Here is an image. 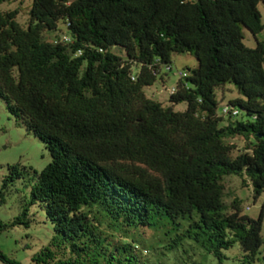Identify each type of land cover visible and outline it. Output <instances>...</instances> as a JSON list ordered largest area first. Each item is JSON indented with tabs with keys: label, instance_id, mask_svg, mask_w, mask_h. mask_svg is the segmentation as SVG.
<instances>
[{
	"label": "trees",
	"instance_id": "trees-1",
	"mask_svg": "<svg viewBox=\"0 0 264 264\" xmlns=\"http://www.w3.org/2000/svg\"><path fill=\"white\" fill-rule=\"evenodd\" d=\"M23 1L0 0V100L52 159L33 172L30 205L56 236L33 263L148 264L146 249L117 234L166 229L180 232L169 249L186 237L222 263L239 244L255 264L264 207L254 220L226 204L225 180L250 181L255 201L264 193V43H244L245 30L264 31V0H32L27 28L2 11ZM61 24L71 43L46 41ZM181 55L198 66L165 107L145 90L165 87L162 68ZM227 86L238 97L226 106L244 117L219 114ZM237 138L247 145L234 156ZM8 173L2 191L25 169ZM26 218L0 221V234ZM0 262L21 264L1 251Z\"/></svg>",
	"mask_w": 264,
	"mask_h": 264
},
{
	"label": "rangeland",
	"instance_id": "rangeland-1",
	"mask_svg": "<svg viewBox=\"0 0 264 264\" xmlns=\"http://www.w3.org/2000/svg\"><path fill=\"white\" fill-rule=\"evenodd\" d=\"M32 0L5 4L3 12L18 11V23L27 28L29 25V12ZM264 23V7H259ZM246 39L244 43L249 48H255L257 41L264 43V31L254 37L247 30L244 31ZM68 36L66 27L61 24L58 32L46 33L45 39L48 42H55L57 37ZM196 59L190 55L174 56L172 72H168L166 67L162 68L161 75H168L170 80L167 89L171 90L178 81L179 71H188L197 68ZM159 84L145 90L146 95L155 101L162 103L165 107L169 105L170 95L167 97L155 96L152 92L159 91ZM238 97L237 91L232 86H227L223 91H218L217 99L221 103L219 114H222V107L228 105L231 100ZM176 112H185L187 106L180 104L175 108ZM241 114L240 117H244ZM237 145L234 156L244 151L247 143L242 138L233 141ZM52 162L51 155L45 145L28 133L23 126H19L9 115L6 106L0 100V221L9 224L18 219L24 210H28V218L23 219V225L16 226L0 234V251L7 257L21 264H34L32 259L48 248L56 234L52 225L47 221L44 210L39 205L31 206L30 185L33 172L42 173ZM18 165L24 173V180L16 182L12 187L2 191L3 180L9 175L8 167ZM226 185V204L230 205L237 200L243 210V215L257 220L264 207V193L255 201L254 189L250 181L243 180L236 176L228 177ZM28 224V225H27ZM172 229V228H171ZM173 236L166 235V229L157 232H147L143 236L142 232L134 234H117L118 240L122 243L139 245L146 249L145 260L148 264H244V253L239 244H234L228 251H223L224 259L222 263L210 253L208 247H204L195 240L182 237L173 249H169L166 240L175 239L180 234L179 231H172ZM182 235V234H181ZM264 239V223L262 229ZM136 242V243H134ZM167 249L165 250V248ZM0 264H2L0 262ZM255 264H264V246L260 249Z\"/></svg>",
	"mask_w": 264,
	"mask_h": 264
},
{
	"label": "built area",
	"instance_id": "built-area-1",
	"mask_svg": "<svg viewBox=\"0 0 264 264\" xmlns=\"http://www.w3.org/2000/svg\"><path fill=\"white\" fill-rule=\"evenodd\" d=\"M62 40L69 44L71 43V38L69 36H63ZM168 72H172L171 68H168ZM189 77V73L186 71L178 72L179 80H186ZM163 92L168 93V95L172 96L176 93V87H173L171 90L166 89L164 86L161 87ZM223 117L232 116L233 118H239L241 116V112L239 109H232L228 106L222 107V114Z\"/></svg>",
	"mask_w": 264,
	"mask_h": 264
},
{
	"label": "crops",
	"instance_id": "crops-1",
	"mask_svg": "<svg viewBox=\"0 0 264 264\" xmlns=\"http://www.w3.org/2000/svg\"><path fill=\"white\" fill-rule=\"evenodd\" d=\"M169 80H170V77L168 76V77H165V88L167 89V84H168V82H169ZM179 80V79H178ZM178 82V81H177ZM159 86H160V89H159V91H155V92H152L155 96H158V97H163V98H165V97H167V93H165V92H163V90L161 89V86H164V85H160L159 84ZM175 87V86H174ZM152 88V87H151Z\"/></svg>",
	"mask_w": 264,
	"mask_h": 264
}]
</instances>
